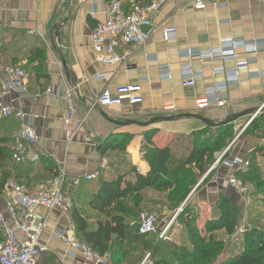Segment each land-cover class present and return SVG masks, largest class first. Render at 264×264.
<instances>
[{
  "label": "crops",
  "instance_id": "1",
  "mask_svg": "<svg viewBox=\"0 0 264 264\" xmlns=\"http://www.w3.org/2000/svg\"><path fill=\"white\" fill-rule=\"evenodd\" d=\"M119 1L127 7L124 8L126 11L137 1L144 4L159 1L161 7L153 19L155 32L148 42L142 47L122 44L118 52L125 58V64L106 67L98 61L92 49L91 35L94 28L105 21L109 0H0V66L20 65L16 62L15 57L19 58L17 53H29L35 47L46 49L48 79L32 80L27 97L13 92L5 97L7 104L26 113V123L35 129L38 137L30 150L38 153L41 160L22 166L15 164L17 170H11V178L24 184L31 192L52 177L51 169L56 166V161L63 164L69 179L78 178L84 182L86 175L100 170L103 158L110 163V170L102 174L104 177L116 167L129 172L135 168L137 172L147 175L150 168L141 155V149L146 146L144 136L147 131L156 132L152 140L155 147L169 148L173 155L187 158L191 151L190 140L194 141L195 134L208 129L204 123L192 118L159 122L148 128L135 125L117 127L111 121L149 122L179 114H198L220 123L233 114L264 106V6L246 0L209 2L204 9L195 8V0ZM64 22L60 37L56 38L54 27ZM165 28H175L176 40L165 41ZM230 39L257 42L263 50L258 54L240 53L236 61L228 62L189 60L181 55V51L187 49L216 50L222 42ZM16 43L22 44L21 49L13 51L12 45ZM247 62L250 64L239 70L236 79L225 74V71H233ZM185 64H191L192 73L196 75L194 87L182 84L181 66ZM166 68L168 75L163 71ZM225 82L228 85L220 88L218 94L226 102L223 107L198 105L208 88ZM131 84L142 86L141 104L132 106L123 103L111 109L102 106L92 109L96 98L104 90L115 94L119 87ZM67 88L74 89L79 118L85 119L81 132L69 146L63 122L65 105L61 98ZM49 89L51 93H47ZM263 112L264 107L257 117ZM256 118L251 120L246 117L236 122L233 125L234 137L227 148L238 134L241 135L226 155L223 156L227 148L217 152L213 163L203 173L194 169L197 184L176 211H181L186 205L194 208L200 229L206 230L208 222L219 218L217 204L221 196L229 198L236 205L242 200L238 193L234 195L233 188L227 186L229 176L240 169L233 170L227 164L236 157L251 161L256 151L255 145L261 146L257 137L247 134ZM12 126L16 127L14 122ZM118 134L132 135L133 140L126 144L124 150L101 149L100 146L109 136ZM257 162L264 177V159L259 153ZM88 182L82 185V190ZM69 193L71 195V191ZM147 194L165 201L164 193L150 190ZM3 197L2 191L1 208ZM168 210L167 218H172V211ZM39 214L48 217L49 230L41 238L48 251L35 264H88L56 236L67 228V222L60 212L41 209ZM9 226L13 227L12 224ZM135 234H139V229ZM214 235L227 238L224 231ZM18 236L23 239L20 234Z\"/></svg>",
  "mask_w": 264,
  "mask_h": 264
},
{
  "label": "trees",
  "instance_id": "2",
  "mask_svg": "<svg viewBox=\"0 0 264 264\" xmlns=\"http://www.w3.org/2000/svg\"><path fill=\"white\" fill-rule=\"evenodd\" d=\"M109 1L112 3L116 0ZM136 3L144 4L142 1ZM123 8L127 7L123 5ZM18 55L21 54L17 53L16 56ZM27 56L32 64L31 72H26L29 81L47 80L46 49L32 48L29 53L27 52ZM15 58L16 62H19L18 57ZM12 122L16 127L12 126ZM233 125L220 129L208 128L195 134L196 139L190 140L191 151L187 158L173 155L169 148L155 147L152 140L156 132L151 131L144 136L146 144L144 159L150 168L147 175L137 172L135 168L129 172L122 167H116L112 168L108 176L101 175L97 182H88L89 184L83 187L84 190L81 188L86 181H81L77 188L71 190L74 202L72 222L77 228L79 240L101 256L109 255L110 264H139L146 254L143 257H135L137 261L133 263L124 260L132 251L143 253L145 250H153L151 257L155 264H172L170 261L172 258L175 259L176 264H264V229L254 228L245 233L242 239L232 238L239 230L241 216L236 204H232L227 197L221 196L218 201L219 218L206 224V230L210 234L208 238L199 232L197 225L199 218L194 208L187 205L183 207L180 221L184 225L183 237L187 242L178 251L166 246L165 254L159 259L157 256L163 250L160 242L154 246L148 239L153 234L140 235L132 232L126 216L128 209H136L143 204V196L150 190L164 193L166 198L168 195H175L178 207L184 203L197 184L194 169L200 173L205 172V169L213 163L214 155L226 150L234 137ZM18 128L19 125L14 119L0 120V192L4 191L5 184L12 179L11 170H17L16 165H20L12 160L13 136ZM248 130L247 134L254 135L261 141L264 136V112L253 121ZM132 140L133 136L129 134L111 135L100 147L104 151L124 150L126 144ZM255 148L256 151L249 161V168L246 171L238 170L234 176L244 183H253L258 195L262 196L263 204L261 202L260 205L253 204L248 211L250 216L260 218L262 212H256L258 211L256 206L258 209H264V177L257 162V154L259 153L264 159V147L256 144ZM51 170L53 177L56 166L54 165ZM129 201L133 204L128 203ZM259 201L256 200V203ZM219 231H224L227 238L214 235ZM238 240L240 244L235 246ZM2 241L3 236L0 234V242Z\"/></svg>",
  "mask_w": 264,
  "mask_h": 264
},
{
  "label": "built area",
  "instance_id": "3",
  "mask_svg": "<svg viewBox=\"0 0 264 264\" xmlns=\"http://www.w3.org/2000/svg\"><path fill=\"white\" fill-rule=\"evenodd\" d=\"M218 1L195 0L194 7L204 9L207 3ZM246 1L264 6V0ZM160 7L161 2L159 1L143 5L136 3L126 11L121 1L110 3L106 10L105 21L99 23L91 35V46L98 61L106 67L124 65L125 58L119 54L118 49L122 44L135 47L144 46L155 32L153 19L159 12ZM31 34H34V32H31ZM163 34L166 42H172L177 38L175 28H165ZM262 50L260 43L230 39L222 42L221 47L216 50L200 51L187 49L181 51V55L189 60H222L228 62L236 61L240 53L258 54ZM249 64L250 62L240 64L233 71H225V74L231 79H236L239 76V70ZM163 71L165 75L169 74L168 68ZM181 71L183 74L182 84L185 87H194L196 75L192 73L191 64L182 65ZM29 85V76L21 67L0 66V120L14 119L20 123L19 128L14 132V145L12 147V160L20 165L37 163L41 160V156L38 153L31 152L30 150L38 141V137L35 129L26 123V113L7 104L5 97L11 92L27 97L30 95ZM227 85L228 83L225 82L208 88L205 97L198 102V105L200 107H209L210 105L223 107L226 102L218 94L220 88H225ZM47 93H51V90L49 89ZM34 97L39 98L40 96ZM61 98L65 105L63 122L66 143L69 146L77 134L81 132L85 119L79 118V108L74 89H65ZM142 102L143 88L140 84L123 85L117 89L115 94H112L107 89L104 90L96 98L92 109L97 106L111 109L123 103L135 106ZM240 135L238 134L235 137L223 156L226 155L231 146L239 139ZM88 142L90 143L89 140ZM261 146L264 147V136L261 139ZM145 154L146 150L143 146L141 155L144 156ZM227 166L233 170L238 168L245 171L249 168L250 162L236 157L229 161ZM109 170L110 163L106 158H103L100 170L86 175L84 179L90 182L96 181L104 172ZM55 172V176L45 180L35 192H31L14 179L9 180L5 184L2 200L3 206L2 208L0 207V232L3 236V241L0 242V264H35L36 260L48 251V248L42 244L41 238L48 232L49 223L47 216L39 214V210L41 209H45L48 212H60L62 218L67 222V228L61 234H56V236L72 251L79 254L85 263L110 264L109 255L101 256L90 246L79 240L77 228L72 222L74 202L69 192L79 186L81 179H69L60 161H56ZM227 186L233 188L236 193L243 197L246 205L251 203L248 198L249 188H247L242 180L234 175H230L227 179ZM5 193L7 194L6 198ZM9 224H12L13 227L9 226ZM157 230L156 215L143 213L139 219V234H156ZM139 264L155 263L152 260L151 254H147Z\"/></svg>",
  "mask_w": 264,
  "mask_h": 264
},
{
  "label": "rangeland",
  "instance_id": "4",
  "mask_svg": "<svg viewBox=\"0 0 264 264\" xmlns=\"http://www.w3.org/2000/svg\"><path fill=\"white\" fill-rule=\"evenodd\" d=\"M119 1V0H118ZM22 44L21 43H16L14 45H12V50L16 51V50H20L21 49ZM22 69L26 70L27 73L31 72V68H32V64L28 61V56L27 53H23L21 55H19L18 58ZM26 62V63H25ZM35 62H37V60H35ZM180 144V142H179ZM245 185L247 186L248 189V198L250 199L251 203L249 205H246L245 203L242 202V200H240L236 206L237 208L240 210V216H241V220H240V226H239V230L238 232L232 237V238H239L242 239L244 234L253 230L254 228H260V229H264V209H258V206H256V212H262V215L260 218H254L252 216H250V214L248 213V211L250 210L249 208H251L253 206V204H258L260 205L263 204V198L262 196L258 195V191L255 188L254 184L251 182H245ZM236 194V192H234V195ZM143 200L144 202L142 205H139L138 208L134 209H128L127 210V214L126 216L128 217V221L131 224V229L132 232L137 233L138 229H139V219L140 216L143 213H152L154 215H156L157 217V233L153 234V236H151L150 238H148L149 240H151L154 244V246H156V244H158V242H160V246L161 248H163L162 252L160 254H158L157 259L161 258V256H163L162 254H165L164 249L167 246L171 247V250L175 249V251H178L180 248H182L184 246V244H186L187 240L186 238L183 237V234L185 233V228L184 225L182 224V222L180 221V214L182 213L183 209H181V211H176L178 208V200L177 197L173 194L168 195V197L166 198V195H163V200L165 201H161L160 199H156L154 196L151 197L149 194L144 195L143 196ZM256 200H260L259 203H256ZM150 203H147L149 202ZM158 202H162L161 204H158L157 206H155ZM258 202V201H257ZM128 203H130L131 205L133 204V202L129 201ZM160 205V206H159ZM164 205V206H163ZM242 205V207H241ZM162 206V207H161ZM167 207V208H164ZM86 208V207H85ZM168 211H172L173 217L171 218H167V216H169ZM170 223V224H169ZM199 228V227H198ZM199 232L202 233V236L205 237H209L210 234L208 233L207 230L204 229H200L199 228ZM216 234V233H214ZM240 241L238 240L235 243V246H239ZM153 250H145L142 252H130L128 254V256L126 257V259L124 260L127 263H133L137 261V257L141 256L143 257L145 254H152ZM164 252V253H163ZM171 251H169L170 253ZM145 255V256H146ZM136 257V258H135ZM156 259V260H157ZM222 260V259H221ZM172 264H176V261L174 258L170 259ZM122 263V262H120Z\"/></svg>",
  "mask_w": 264,
  "mask_h": 264
},
{
  "label": "water",
  "instance_id": "5",
  "mask_svg": "<svg viewBox=\"0 0 264 264\" xmlns=\"http://www.w3.org/2000/svg\"><path fill=\"white\" fill-rule=\"evenodd\" d=\"M66 22H64L62 25L60 26H55L54 27V32H55V37L59 38L60 37V30L61 27L65 24ZM261 112V109H249L246 111H243L241 113L238 114H233L231 115L229 118H227L225 121L220 122V123H215L207 118H204L201 115L198 114H179L176 116H172V117H162V118H155L150 120L149 122H138V121H127V122H116V121H111V123H113L114 125H116L117 127H127V126H139V127H144V128H148L150 126H153L156 123L159 122H173V121H177L180 119H186V118H192V119H196L201 121L202 123H204L208 128L211 129H220L223 127H227L230 125L235 124L236 122H238L239 120L243 119V118H250L251 120L256 118L257 115ZM150 131H147V133H149Z\"/></svg>",
  "mask_w": 264,
  "mask_h": 264
}]
</instances>
